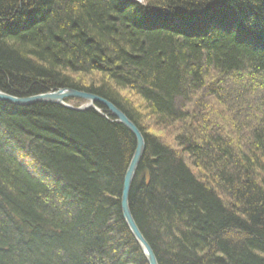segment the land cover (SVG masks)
<instances>
[{
	"label": "trees",
	"instance_id": "obj_1",
	"mask_svg": "<svg viewBox=\"0 0 264 264\" xmlns=\"http://www.w3.org/2000/svg\"><path fill=\"white\" fill-rule=\"evenodd\" d=\"M142 4L0 0V91L93 93L133 122L130 211L159 264H264V0ZM98 107L0 101V264H147L120 211L135 139Z\"/></svg>",
	"mask_w": 264,
	"mask_h": 264
},
{
	"label": "water",
	"instance_id": "obj_2",
	"mask_svg": "<svg viewBox=\"0 0 264 264\" xmlns=\"http://www.w3.org/2000/svg\"><path fill=\"white\" fill-rule=\"evenodd\" d=\"M135 1V0H132ZM82 99L85 104L79 106V108L74 109L71 105L67 104V99ZM0 101L7 102L9 104H14L17 106H28L34 105L35 103H53L57 105H61L66 109L76 110V112L87 110L90 108L95 109V105L98 104L110 114V116L114 117L117 122L121 125L126 127L134 136L135 138V151H134V161L130 162L128 165L127 171L124 175V180L122 184V191L120 194L121 200V211H122V218L124 223L127 226L129 233H131L137 243L139 245L142 255L146 258L148 264H158L156 256L152 252V248L150 244L147 243L146 239L139 233L138 227L134 218L132 216V212L129 208V193L130 187L133 182V175L137 169V165L140 159L143 156V152L145 149L144 137L142 132L133 124L132 121L128 119V117L119 110L114 104L104 98L95 97L92 94L85 93L80 90H58L56 93H49V94H39L29 97H15L13 95H8L0 91ZM101 113V112H99Z\"/></svg>",
	"mask_w": 264,
	"mask_h": 264
},
{
	"label": "rangeland",
	"instance_id": "obj_3",
	"mask_svg": "<svg viewBox=\"0 0 264 264\" xmlns=\"http://www.w3.org/2000/svg\"><path fill=\"white\" fill-rule=\"evenodd\" d=\"M139 3H142L143 0H140L138 1ZM97 76V75H96ZM96 76H88V77H80L81 79V84L83 85H89L90 83H100L101 82V78H98ZM79 80V81H80ZM236 82V80H235ZM243 85L244 82H241ZM240 83V84H241ZM100 85V84H99ZM118 94L120 95V99L122 101V104L127 106V107H131V108H134V106H138L139 105V98L137 97H134L131 93H129L127 90H119L118 91ZM249 100V99H248ZM138 101V102H137ZM68 104H70L71 106H82V104L84 103L83 101H80V100H76V99H68ZM251 103H253L252 101H250ZM12 105V104H11ZM14 105V104H13ZM97 109H100L98 106V104L95 105ZM101 107V106H100ZM205 107H208L209 109V112L211 115H214L213 118L215 117L217 120V123L221 126H225V124H227L229 121H228V117H227V114L228 113L227 111H224L226 108L228 109L227 106H225V109L223 106H219V103H216V102H212L211 100H208L207 101V104ZM250 107V106H249ZM104 108V107H103ZM226 109V110H227ZM105 110V109H104ZM137 110V109H136ZM143 110L142 108H140V113L142 114L143 113ZM106 111V110H105ZM103 114V113H102ZM109 114V113H108ZM144 116V115H143ZM143 119V127L145 129V132L147 133H153L155 135H157L158 137H160V139L165 142L167 145L169 146H172L173 145V142H172V133L171 132H167V131H162V130H159L157 127L153 126L149 120H146L144 117H141ZM148 121L149 122V125H148ZM143 135V133H142ZM193 171V170H192ZM195 173V172H194Z\"/></svg>",
	"mask_w": 264,
	"mask_h": 264
},
{
	"label": "bare ground",
	"instance_id": "obj_4",
	"mask_svg": "<svg viewBox=\"0 0 264 264\" xmlns=\"http://www.w3.org/2000/svg\"><path fill=\"white\" fill-rule=\"evenodd\" d=\"M136 1V3H138V4H140L141 6L143 5V6H145L144 4H142V3H139L138 1H140V0H135ZM158 8L160 9V10H162V11H166V12H168V10H167V8L168 7H166L165 5L163 6V5H159L158 6ZM67 89H70V88H56L54 91H48V92H45V94H49V93H56L58 90H67ZM2 92V91H1ZM5 94H7V93H5ZM44 94V95H45ZM90 94H92V95H94L95 97H98V98H100L99 96H97V95H95V94H93V93H90ZM69 99H71V98H69ZM80 101H83L82 99H79ZM84 102V101H83ZM47 104H50V105H56V104H53V103H47ZM28 106H31V105H28ZM21 107H23V106H21ZM83 111H85V110H83ZM127 129V128H126ZM128 130V129H127ZM129 131V130H128ZM130 132V131H129ZM133 135V134H132ZM134 137V136H133ZM135 139V138H134ZM135 147H136V145H135ZM134 151H135V148H134ZM134 151L132 152V154H131V157H130V159H129V161H128V163H127V168H128V165L130 164V162H132V161H134L135 159H133L134 158ZM144 153V152H143ZM144 155V154H143ZM143 157V156H142ZM142 159V158H141ZM141 159H140V161H141ZM139 161V162H140ZM138 165H139V163H138ZM137 165V166H138ZM139 167V166H138ZM138 167H137V169H136V171L134 172V175H133V180L135 179V176H136V172H137V170H138ZM126 171H127V169H126ZM126 171H125V173H126ZM125 175V174H124ZM123 178H124V176H123ZM119 200H120V198H119ZM128 200H129V198H128ZM130 201V200H129ZM129 208H130V205H129ZM120 211H121V200H120ZM138 230H139V228H138ZM139 233H141L140 232V230H139ZM131 234V233H130ZM142 234V236L144 237V235H143V233H141ZM132 237H133V235H132ZM145 238V237H144ZM133 239H134V237H133ZM134 241H135V239H134ZM135 243H136V241H135ZM136 245H137V243H136ZM138 247H139V245H138ZM140 248V247H139ZM152 252H153V254L155 255V253H154V251L152 250ZM156 256V255H155ZM156 259H157V256H156ZM145 260H146V258H145ZM158 261V260H157ZM146 263L148 264V262H147V260H146ZM158 264H159V262H158Z\"/></svg>",
	"mask_w": 264,
	"mask_h": 264
}]
</instances>
